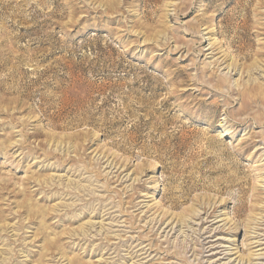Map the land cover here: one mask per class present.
<instances>
[{
  "label": "rangeland",
  "instance_id": "1",
  "mask_svg": "<svg viewBox=\"0 0 264 264\" xmlns=\"http://www.w3.org/2000/svg\"><path fill=\"white\" fill-rule=\"evenodd\" d=\"M263 65L264 0H0V264H264Z\"/></svg>",
  "mask_w": 264,
  "mask_h": 264
},
{
  "label": "bare ground",
  "instance_id": "2",
  "mask_svg": "<svg viewBox=\"0 0 264 264\" xmlns=\"http://www.w3.org/2000/svg\"><path fill=\"white\" fill-rule=\"evenodd\" d=\"M209 31V30H208ZM210 32V31H209ZM210 41V40H209ZM215 43V42H214ZM211 45H213V44H211ZM213 51V50H212ZM219 58H221V57H219ZM218 58V59H219ZM232 60V59H231ZM225 62V61H224ZM209 65V64H208ZM227 66L229 67V66H232V67H234V66H236V63H229V64H227ZM257 63H254L253 64V66L252 67H254L255 69H257ZM264 66V65H263ZM239 67V66H238ZM251 67V68H252ZM235 68V67H234ZM233 70H235V69H233ZM247 74V73H246ZM222 80H224V79H221V81ZM253 85V84H252ZM215 88V87H214ZM261 89V88H260ZM254 90H255V87H254ZM256 91H257V89H256ZM262 92V91H261ZM249 93V92H248ZM254 93H255V91H254ZM256 96H258V95H256ZM247 97V96H246ZM255 98V97H254ZM250 99V98H249ZM261 99V98H260ZM247 100V99H246ZM245 99H243L242 98V106H243V108L246 106V101ZM259 102H260V100H259ZM250 103V102H249ZM253 104V103H252ZM246 111V110H245ZM107 161V160H106ZM111 164V163H110ZM111 166V165H110ZM155 183V182H154ZM153 186V185H152ZM196 212H198L196 209H194V210H191V213H193V215H196L197 213ZM259 215V214H258ZM165 216V215H164ZM163 216V217H164ZM258 218V217H257ZM254 219H255V217H254ZM186 220H188V219H186V215H179L178 217H174V219L167 225V227L169 226V225H171L174 221L176 222V223H179V224H181V223H185L186 222ZM251 221V220H250ZM258 221H259V219H258ZM188 222V221H187ZM257 222V221H256ZM168 223V222H167ZM251 225V224H250ZM183 226V225H182ZM253 226V225H252ZM251 227V226H250ZM173 228L171 227V230H172ZM250 229V228H249ZM52 245V244H51ZM142 246V245H141ZM139 247V246H138ZM146 248V247H145ZM145 248L144 247H141V248H139L138 250H137V252H139L136 256H138V257H140V256H142V258H144L145 256L144 255H146L147 254V251H145ZM150 248V247H149ZM136 249V248H135ZM147 250H148V248H147ZM252 252V251H251ZM250 252V253H251ZM134 253V252H133ZM253 253V252H252ZM249 255H252V254H249ZM135 256V257H136ZM251 257L249 256L248 257V260L250 259ZM253 259V258H252ZM241 260V259H240ZM75 260H73V259H71V260H69V264L71 263V262H74ZM251 261V260H250ZM75 264H81L80 262H78V261H75Z\"/></svg>",
  "mask_w": 264,
  "mask_h": 264
}]
</instances>
